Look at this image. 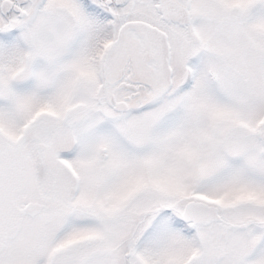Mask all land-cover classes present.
Returning <instances> with one entry per match:
<instances>
[{
  "label": "snow or ice",
  "instance_id": "obj_1",
  "mask_svg": "<svg viewBox=\"0 0 264 264\" xmlns=\"http://www.w3.org/2000/svg\"><path fill=\"white\" fill-rule=\"evenodd\" d=\"M0 264H264V0H0Z\"/></svg>",
  "mask_w": 264,
  "mask_h": 264
}]
</instances>
